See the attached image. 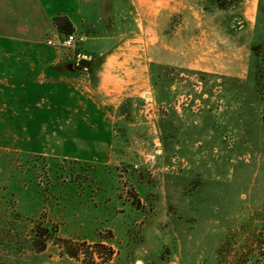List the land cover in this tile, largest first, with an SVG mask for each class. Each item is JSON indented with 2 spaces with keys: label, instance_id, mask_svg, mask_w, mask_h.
Returning <instances> with one entry per match:
<instances>
[{
  "label": "rangeland",
  "instance_id": "rangeland-1",
  "mask_svg": "<svg viewBox=\"0 0 264 264\" xmlns=\"http://www.w3.org/2000/svg\"><path fill=\"white\" fill-rule=\"evenodd\" d=\"M55 4L76 18L73 0ZM101 7L80 16L97 24L74 29L87 40L65 51L100 55L96 99L119 106L109 152L83 159L99 141H81L79 157L0 150V264H221L226 238L232 260L264 214V88L258 102L232 81H245L255 53L264 61V0L226 11L115 0L110 19ZM169 114L186 134L166 152L158 122Z\"/></svg>",
  "mask_w": 264,
  "mask_h": 264
},
{
  "label": "crops",
  "instance_id": "crops-1",
  "mask_svg": "<svg viewBox=\"0 0 264 264\" xmlns=\"http://www.w3.org/2000/svg\"><path fill=\"white\" fill-rule=\"evenodd\" d=\"M56 1L0 0V150L68 158L83 156L81 141H99V148L82 150L88 154L83 159L106 156L104 134L109 135L119 106L113 111L96 99L92 77L100 55L57 50L47 43L52 35H64L54 24L60 15ZM73 2L76 18L65 17L76 31H84L83 24H97L80 18L97 5L104 3L106 9L99 11L109 19L115 15V0ZM49 125L56 128L51 134ZM49 140L66 144L48 152L44 142Z\"/></svg>",
  "mask_w": 264,
  "mask_h": 264
},
{
  "label": "trees",
  "instance_id": "trees-1",
  "mask_svg": "<svg viewBox=\"0 0 264 264\" xmlns=\"http://www.w3.org/2000/svg\"><path fill=\"white\" fill-rule=\"evenodd\" d=\"M233 1L235 0H211V2L220 10L226 11L232 7ZM54 24L57 26L58 30L61 33H71L74 30V26L71 21L65 16H57L54 18ZM258 47V46H256ZM255 48V52H256ZM260 57L259 54L255 53L251 61L250 73L245 79V81H240L239 79H234V83L236 85H246L252 86L254 92L251 95L254 99L260 101L259 94L261 93V87L264 88V61L258 59ZM161 93V92H160ZM160 103L169 104V101L166 99H162V97H158ZM121 112L123 114L130 113V106L124 103L120 106ZM257 116V115H256ZM255 116V117H256ZM158 127L160 131V139L163 144V149L168 152L173 149L176 144L183 145V141L185 139L182 137L183 134H186L185 128L183 125L174 126L171 115L165 116V118H161L158 122ZM196 128V126H193ZM181 133V135L179 134ZM264 213V212H263ZM257 221H260L259 228L250 227L248 229L247 235L244 237H240L239 241H237V248L234 251L233 259L230 260V243L228 242V238L223 242V246L220 250L219 261L221 264H264V214L260 216H255ZM249 222H244L242 224V229L245 230L249 227ZM244 232L241 233L244 234ZM246 234V233H245ZM238 235L237 237H239ZM74 256V255H73Z\"/></svg>",
  "mask_w": 264,
  "mask_h": 264
},
{
  "label": "built area",
  "instance_id": "built-area-1",
  "mask_svg": "<svg viewBox=\"0 0 264 264\" xmlns=\"http://www.w3.org/2000/svg\"><path fill=\"white\" fill-rule=\"evenodd\" d=\"M86 40L87 37L83 33L79 35L76 32H71L63 36L52 35L48 38L47 43L57 50H73ZM151 159L155 160V157L152 156ZM135 167H137V165Z\"/></svg>",
  "mask_w": 264,
  "mask_h": 264
},
{
  "label": "water",
  "instance_id": "water-1",
  "mask_svg": "<svg viewBox=\"0 0 264 264\" xmlns=\"http://www.w3.org/2000/svg\"><path fill=\"white\" fill-rule=\"evenodd\" d=\"M80 64H81L82 66H85V64H86V60L83 59V60L80 62Z\"/></svg>",
  "mask_w": 264,
  "mask_h": 264
}]
</instances>
